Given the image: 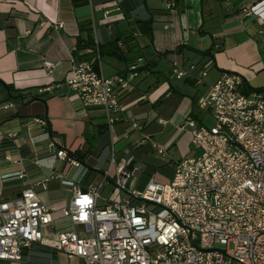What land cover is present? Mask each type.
I'll return each mask as SVG.
<instances>
[{
  "label": "crops",
  "instance_id": "1",
  "mask_svg": "<svg viewBox=\"0 0 264 264\" xmlns=\"http://www.w3.org/2000/svg\"><path fill=\"white\" fill-rule=\"evenodd\" d=\"M246 9L252 14H246ZM84 20L92 22L95 47L78 54L92 58L98 53L105 75L126 73L128 62L138 55H143L148 65L147 72L135 78L136 88L122 94L124 110L115 126L116 134H121L130 116L144 124L133 131L130 144L138 181L142 170L168 181L175 163L197 152L191 147L190 126L185 120L192 116L203 122V113L211 112L200 109L197 101L223 71L238 72L248 86L264 88V0H0V102L18 101L20 93L28 98L15 107L0 109V200L18 194L26 180L43 174L34 160L47 154L48 142L44 136L40 140L43 125L35 118L45 119L58 145L80 152L88 167L86 176L89 174L83 185L107 171L111 176L116 171L117 164L110 165L109 160L112 135L106 126L105 109L83 107L65 82L72 58H77L79 38L87 36L80 28ZM55 22H62V26L54 27ZM208 60L212 65L201 83L192 76H171L173 61L187 66ZM192 72L197 73V69ZM42 93L50 96L36 97ZM185 131L186 150L175 157L172 148L178 146ZM146 137L141 145L135 144ZM154 143L163 146L165 153H159ZM5 152L24 158L25 178L15 176L22 165L5 160ZM119 155L118 161L123 154ZM60 164L67 177L75 172L74 167L57 160L59 170ZM158 171L163 178L156 177ZM34 187L49 206L56 208V225H71L60 209L69 203L72 185L53 178L46 188L42 184ZM61 190L68 195H61ZM73 227L80 228L77 224ZM0 264L84 261L34 242L23 247L20 260L0 259Z\"/></svg>",
  "mask_w": 264,
  "mask_h": 264
},
{
  "label": "built area",
  "instance_id": "2",
  "mask_svg": "<svg viewBox=\"0 0 264 264\" xmlns=\"http://www.w3.org/2000/svg\"><path fill=\"white\" fill-rule=\"evenodd\" d=\"M61 26L62 22L54 24ZM211 65V60L187 66L173 61L170 72L201 83ZM146 67L145 57L138 55L126 73L107 76L98 53L92 58H72L65 82L83 107L105 109L112 135L110 165L117 164L116 171L83 185L87 165L74 150L57 144L44 118H35L43 125L39 136L48 142L47 154L34 160L43 174L26 180L18 194L0 200V259L20 260L23 247L39 242L69 257L78 256L84 264H264V88L249 89L240 73L223 71L197 101L200 109L211 110L214 125L192 116L185 120L191 147L197 152L175 163L170 180L152 176L139 189L130 144L133 131L144 124L130 116L121 134H116L115 126L124 110L122 94L136 88L135 78L147 72ZM48 68L52 71L51 64ZM27 100L22 96L18 101H3L0 109ZM125 140L129 143L117 150L116 144ZM154 146L165 153L163 146ZM120 153L126 155L118 161ZM4 157L22 165L17 178L26 177L23 157L8 152ZM57 160L75 172L67 177L57 168ZM53 178L72 185L73 195L60 209L71 225H56V208L34 187L46 188ZM76 224L80 229L73 227Z\"/></svg>",
  "mask_w": 264,
  "mask_h": 264
},
{
  "label": "rangeland",
  "instance_id": "3",
  "mask_svg": "<svg viewBox=\"0 0 264 264\" xmlns=\"http://www.w3.org/2000/svg\"><path fill=\"white\" fill-rule=\"evenodd\" d=\"M203 122H204L206 125H209V126L214 125L215 120H214V117H213V115H212L211 112L206 111V113H203ZM188 129H189V128H188ZM185 137H186V138H185ZM187 137H188V131H185V132H184V137L181 138V139L179 140V142H178V146L172 148V153H173V155H174L175 157H180V156L184 155V151L186 150V140H187ZM127 143H129V140H125V141H123V142H118V143L116 144V149L118 150V149L122 148V147H123L125 144H127ZM122 154H123V155H126L125 153H122ZM119 157H120V155L117 156V158H119ZM110 159H111V156H110L109 160H110ZM61 166H62V164H60V165L58 166V167L60 168V170H61ZM147 171H148V170H147ZM139 173H140L142 176H141V180L137 182L136 187L139 188V189H143L144 186H145V184H146V182L149 180L150 176H149V174H146V171H144V170L139 171ZM140 174H139V175H140ZM155 175H156V174H155ZM156 177H158V178H163L164 175H162V173H161L160 171H158V174L156 175ZM86 179H87V178H85L84 180H86ZM60 194H61V195H63V194H64V195H68V192H67L66 190H61ZM77 229H80V228H77ZM222 247H224V246L222 245Z\"/></svg>",
  "mask_w": 264,
  "mask_h": 264
},
{
  "label": "trees",
  "instance_id": "4",
  "mask_svg": "<svg viewBox=\"0 0 264 264\" xmlns=\"http://www.w3.org/2000/svg\"><path fill=\"white\" fill-rule=\"evenodd\" d=\"M80 28H81V30H83V31H85L86 33H87V36L85 37V39L84 38H82V37H80L79 38V41H78V46H77V50L75 51V54L77 55V58H81L82 57V55H85V54H78V51L79 50H82V49H84V48H88V47H95V45H94V39H93V35H92V29H93V27H92V22L90 21V20H84V21H80ZM100 52H101V49L99 50ZM102 53V52H101ZM129 63V62H128ZM148 66V65H147ZM247 86H248V84H247ZM248 88L250 89H254V88H252V87H250V86H248ZM44 95H46V96H50V95H47V93H42L41 95H37L36 97H39V96H44ZM22 96H24L22 93H20L19 95H17V97L18 98H20V97H22ZM106 126H107V124H106ZM47 129H49V131H50V134L51 135H54V131L53 130H51V127H50V125L48 124L47 126ZM108 127V126H107ZM75 154L77 155V157L81 160V161H84L83 159H82V156H81V154H80V152L77 150V151H75ZM89 175V174H88ZM88 175L86 176V178L88 177Z\"/></svg>",
  "mask_w": 264,
  "mask_h": 264
}]
</instances>
